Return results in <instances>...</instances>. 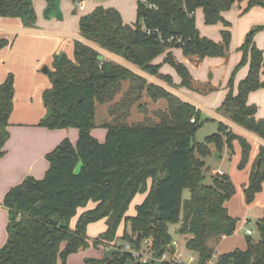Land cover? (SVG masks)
<instances>
[{
	"label": "trees",
	"instance_id": "1",
	"mask_svg": "<svg viewBox=\"0 0 264 264\" xmlns=\"http://www.w3.org/2000/svg\"><path fill=\"white\" fill-rule=\"evenodd\" d=\"M47 1L50 9L57 3ZM236 1H247L245 11L257 5L264 7V0H138L137 19L128 24L116 8L97 6L80 17V35L173 83L169 75L159 72L160 64L153 62L166 52L164 62L175 68L182 86L192 89L194 79L188 67L174 57L172 50L181 48L185 56L199 59L227 56L230 30L221 31L220 42L202 36L195 12L203 9L207 25L222 22L228 27L230 22L223 12ZM0 16L19 17L27 27H34L37 21L33 0H0ZM259 29L264 26L251 30L239 47L243 56L236 70L248 65V74L239 81L237 93L233 92L234 77L230 78V91L219 110L264 139V119L257 118V106L248 103L249 94L264 87V52L254 39ZM8 44L7 38L0 37V51ZM100 56L82 40L75 41L74 59L65 53L55 56L53 69L48 71L51 87L43 92L44 105L53 113L40 124L50 129L76 128L78 139L74 144L65 138L46 155L49 167L43 178L28 176L6 193L2 204L9 213L8 238L0 248V264H67L69 255L89 247L88 224L101 219H106L108 228L94 239V244L101 238L115 240L124 222L122 240L136 251L146 245L144 250L156 259L142 262L121 246L122 249H110L102 259L87 260L89 264H174L172 258H161L171 250L174 240L169 225L177 223V233L187 237L185 248L196 256L195 264H208L214 255L210 239L232 235L237 219L226 207L235 194V185L225 173L216 174L211 184H204V158L211 153V143L220 151L224 142L231 147L238 139L242 146L239 167L243 168L249 159L250 143L221 122L216 133L196 143L194 135L203 120L194 105ZM124 81H130L131 86L111 112L127 108V104L129 107L144 90L153 100L166 99L168 110L157 111L160 120L153 124H130L116 116L107 125L105 141L100 142L92 133L96 105L112 101ZM14 96V77L10 74L0 81V158L10 137ZM193 116L195 122L191 121ZM258 159L259 170L256 163L244 189L247 203L262 190L264 146ZM149 179L152 183L148 190ZM186 189L190 191L188 198L183 197ZM147 190L145 199L136 206V214L127 216L133 198ZM89 202L96 206L80 214L73 228L72 219ZM258 222V242L249 237L246 250L220 254L215 264H264V217Z\"/></svg>",
	"mask_w": 264,
	"mask_h": 264
},
{
	"label": "crops",
	"instance_id": "2",
	"mask_svg": "<svg viewBox=\"0 0 264 264\" xmlns=\"http://www.w3.org/2000/svg\"><path fill=\"white\" fill-rule=\"evenodd\" d=\"M78 1L80 5L73 0H57L55 7L50 9L48 8L47 0H33V5L37 14V21L34 27L25 26L24 22L19 17L0 16V37L9 40V44L0 51V81H5L11 74L14 77L15 85L14 109L9 119L8 126L10 137L5 146L6 152L4 156L0 158V248L6 243L8 238L7 224L9 213L7 207L2 204L8 190L21 183L28 176L37 179L43 178L49 167L46 155L56 148L63 139L69 138L74 144L78 139V130L76 128L68 127L50 129L40 124V122L45 119L47 113V108L43 102V92L51 87L48 71L53 69V62L56 55L65 53L68 57L74 59V46L76 40H82L89 46L98 50L102 54V58L113 60L127 67L134 73L145 78L147 82L156 84L176 95L183 101L191 103L200 111L201 117H204V113H207V119H210L212 122H217L218 125L221 122L235 134L246 138L251 145V149L249 159L242 170L238 168V164L241 160L240 158H242V146L238 139L233 140V143L240 145V149H236L235 156L232 158L229 174L234 185H237L238 187L248 185L254 164L258 162L260 148L264 146V139L262 137L235 123L218 109L230 91L228 80L231 73L233 72L234 67H236L242 59L243 55L239 50V47L244 42L245 35L254 23H264V7L257 5L252 7L248 12L243 13L242 11L246 8L247 1L235 2L231 9L223 12L225 19L230 22L228 27L222 22L212 25H207L204 22L205 26L201 28L197 24L198 21H196L200 34L217 42L222 40L221 31L223 29L228 28L230 30V57H206L204 59H199L197 56H185L181 48H174L172 50L174 57L188 67L189 71L193 74L194 79L203 83L200 88L206 86L209 87L208 84L213 87V90L212 87L211 90L214 91L212 92L214 93V101L210 104L202 105L199 101L202 99L201 96L204 95H199L195 91L189 90L190 88L180 85L181 77L178 75L175 68L169 63L164 62L166 52L155 58L153 62L160 64L159 72L164 75H169L173 83H168L157 75L149 74L138 66L81 37L79 21L82 15L92 12L97 6H103L105 8L116 6L117 10L123 17L124 22L133 24L137 19V1L136 3H133L134 5H132L131 9L128 7V4L122 7L115 3L102 4L101 2L103 0ZM199 11L202 12L201 18L202 21H204L202 8L196 10L195 16ZM236 26L239 29V35L237 38L235 35ZM258 36L261 38H258ZM257 38L261 41L259 42L258 40V42H255L264 50L263 32L262 34H258ZM167 64L174 69L178 77L174 75L173 71ZM248 70V65L243 66L239 70L235 78V84H238L240 80L246 77ZM206 74H209V76H205ZM220 82H222V85L219 84ZM218 84L220 88H216V90L215 87ZM130 86V81H124L121 91L115 97L119 96L120 99L121 97L123 98ZM209 90L210 89L208 88L207 91H201L207 93ZM237 90L238 87L235 90L233 85V92L237 93ZM144 95L146 102H150L153 105H156L157 102L164 99L159 98L153 100L147 95L146 90H144L134 102L140 100ZM164 100L167 102L166 99ZM138 102V106H142L141 101ZM114 103L115 101H110L105 104L111 106ZM133 103L129 104V107L127 104V108L124 107L125 109L123 111H125L127 115L130 114V106ZM248 103L255 104L258 108L256 117L264 119V87L251 92L248 97ZM156 109L167 111L168 107L164 109ZM112 116L113 118L115 117L114 114H111L110 117ZM138 121L144 122L141 119ZM92 133L94 135V129L92 130ZM101 134H104L102 136L104 137L103 140L101 137L98 138L95 135L94 136L100 142H104L107 131ZM223 151H216L215 157L217 159L221 158ZM219 171H221L222 174L225 173L221 169ZM151 183L152 180L149 179L148 190L151 187ZM148 190L135 196L127 216H134L136 214V206L145 199ZM233 196L226 202V207L231 216L233 215L231 214L229 203ZM253 203L255 204L254 208L264 209V190L262 193L258 192L255 195V199L251 204ZM95 206L96 203L89 202L86 207L79 208L77 215L71 221V226L74 228L80 214L88 209L94 208ZM248 224H250L248 218H243L242 221L237 220L236 230L232 235L222 234L212 237L209 241V246L213 250V256L217 257L224 253L218 251L232 249L236 242L232 240V238H234L233 235L239 229H242ZM124 227L125 224L122 222L117 230L115 240L108 241L101 238L97 244H94L93 240L96 237L101 236L108 228L106 219H101L89 224L88 249H81L78 252L69 255L67 258V264H86L85 258L90 256L94 258L96 256V259H102L105 254V251L102 248L106 247L109 251L116 246H123L126 242L121 238L124 232ZM247 230L248 229H246V233ZM181 236H179V238L178 236H174L173 243L170 246L171 250L169 249V251L165 253L167 256L166 259L175 258L179 254V251H181L184 256L187 253L186 251L188 250L185 249V241L187 237L184 235ZM180 241H184L183 246H180ZM97 251L99 254H95ZM170 251H172V254H170ZM142 255L145 254L142 253ZM191 258H194V260L196 259L194 253L190 255L188 260L185 259L183 264H189ZM59 264H63L62 261H59Z\"/></svg>",
	"mask_w": 264,
	"mask_h": 264
},
{
	"label": "rangeland",
	"instance_id": "3",
	"mask_svg": "<svg viewBox=\"0 0 264 264\" xmlns=\"http://www.w3.org/2000/svg\"><path fill=\"white\" fill-rule=\"evenodd\" d=\"M81 1H83V0H81ZM111 1H113V2H111ZM136 1H138V0H103L101 3L102 4L115 3V4H119L121 7L122 6H126L128 4V7H130V9H131L132 5H134L133 3L134 2L136 3ZM236 2L238 3V1H236ZM114 8L117 9L116 6ZM249 10H251V8L248 9V10H246V11H245V9H243L242 12L243 13H246ZM201 15H202V12L199 11L197 13V15L195 16V18H196V21H198L197 24L202 28L203 26H205V24H204V21H202ZM261 26H264V23H261V22L254 23L249 28V31L247 32V34L251 30L256 29L258 27H261ZM262 32H263V35H264V29H259L257 31V33L255 34L256 38H254L255 41H257V42H258V40H259V42L261 41L260 39H258V38H261V37H259L260 35L258 36V38H257V35L260 34V33L262 34ZM235 35H236V38L239 35V29L237 28V26H236V34ZM246 35H245V37H246ZM236 38H234V39H236ZM256 45H257V43H256ZM260 49H262V48H260ZM229 54H231V45H230V50H229L227 56H229ZM242 55H243V53H242ZM168 67H170V69L173 71L174 75L176 77H178V75L175 73L174 69L170 65H168ZM242 67L243 66H241L237 70H236V67H234L233 72L231 73V76H230V78L232 76L234 77L233 85H234V89L235 90L238 87V84L237 83L235 84V78H236L239 70ZM190 73H191V71H190ZM191 75L193 77V74L192 73H191ZM205 76H209V74H206ZM230 78H229V80H230ZM193 79H194V77H193ZM219 84L222 85V82H220ZM219 84L215 87V89L216 88L217 89L220 88ZM180 85H181V83H180ZM201 85H203L202 82L197 81V80L194 79V86H193L192 89L190 88L189 90H193L196 93H198L199 95H201V94L204 95V96H201L202 99H201V101H199L202 105H206V104L212 103V101H214V93H212V92H214V91H212L213 90V87L208 84L209 87L206 86V87L200 88ZM211 87H212V90H211ZM208 88L210 90L207 93H203L201 91V90L207 91ZM112 101H115V103L113 105H111V106H109L108 104H105V103H103V104L97 103V105H96V116H95V124H96V126L94 128V135L96 137H98V138L101 137L102 140L104 139V137H102L104 134L102 135L101 133H105V131H107V125L110 122H113L115 120V117L116 116L117 117L119 116L120 119L122 118L123 119L122 120L123 122L136 123V122H140L138 120L141 119L146 124H153V123L158 122L160 120V118H159V116L157 114V111H160V110H158L156 108H162V109H164V108L168 107V104H167V102L164 99L163 100H160L159 102H157L156 105H153L150 102H146V98H145V95H144L143 97H141L140 100L135 101L130 106V112H129L130 114L129 115L122 116V114H124L123 113V110L125 109L124 106L123 107H119L118 111H116L117 108L114 109V110L112 109L114 112H111V107L114 106L115 104L117 105V103L121 102L122 101V97H121V99L119 98V96L114 97V99ZM138 101H141L142 106H140V107L138 106V103H139ZM108 108H109V110H108ZM111 114H114L115 117L114 118H113V116L110 117ZM206 114L207 113H204V117H202L203 124L195 132L194 141L196 143L205 142L208 136H210L211 134H214V133H216L218 131V123L217 122H212L210 119H207ZM239 147H240L239 144L233 143V142H232V146L231 147H228L227 143L224 142V146L220 150L222 152L223 149H224V151L222 153V157L217 159L215 157V153H216V151H219V150L217 149V147H216V145L214 143H211L209 145V148L211 150V153L207 157L204 158V161H205V166L203 168V174H204L203 183L204 184H211L212 183V180H213V177L215 176V174L217 173V171H219L220 169L223 170L225 172V174H227V175L230 174L231 161H232V158L235 156L236 149H238V150L240 149ZM240 159H242V158H240ZM240 162H241V160H240ZM239 164H238V168L240 170H242L243 168L239 167ZM214 168H218V169H214ZM214 170H216V171H214ZM245 187H246V185L245 186L243 185V187H241V186L238 187L237 185H235L236 192H235L232 200L229 203V208H230L231 214L238 221H242L243 218H248V220H250V224H248L247 226L243 227L242 229H239L233 235L234 238H232V240L233 241H236V242H235L234 247H232V249H228V250L226 249V251H218V252L228 253V252L234 251L235 249L246 250L248 248V238L249 237H251L255 242H258L259 239H260V235H259L258 228H257V221H259L262 217H264V209L254 208L255 207V204L254 203L251 204L254 200L251 203H247L246 198H245V194H244ZM263 190L264 189H263V184H262V190L260 191V193H262ZM189 196H190V191L188 189H186L184 191V193H183V197L184 198H188ZM134 198H133V200H134ZM133 200L131 201V203L129 205V208L127 210V213L130 210V207H131V204H132ZM127 213H126V215H127ZM179 225H180V223L170 224L169 225V231L174 236H178V238H179V236H181V235L177 234V229H178ZM88 226H89V224H88ZM88 226H87V236H88ZM246 229H250L252 231V234L248 235L246 233ZM183 242L184 241H180V244H181L180 246H183ZM145 246L146 245H144V247L142 248V250H140L138 252L141 253V254L143 253L146 256H151V253L148 250H144ZM102 249L105 251V254L103 256V258H104V257H106L108 255V249L106 247H104ZM112 249H122V248H121V246H116V247H114ZM86 251H88V250H86ZM91 251H95V250H91ZM186 252L187 253L184 256V254L181 251H179V254L175 257V259L178 260V261L181 260L182 262L185 259L188 260L189 257H190V255H192L193 253L192 252H188V251H186ZM95 254H99L98 251ZM152 257H153V255H152ZM95 258H96V256H95ZM89 259H94V257H91V256L90 257H86L85 258V263L86 264H89L87 262V260H89ZM215 261L216 260L213 261L214 264H215ZM195 263H196V259L194 261H192V262L190 261L189 264H195Z\"/></svg>",
	"mask_w": 264,
	"mask_h": 264
},
{
	"label": "built area",
	"instance_id": "4",
	"mask_svg": "<svg viewBox=\"0 0 264 264\" xmlns=\"http://www.w3.org/2000/svg\"><path fill=\"white\" fill-rule=\"evenodd\" d=\"M143 1H145V0H143ZM77 4L80 5V3H77ZM191 121H192V122H195V118L193 117V118L191 119ZM217 174H222V173H221V171H217ZM247 234H248V235L252 234V231H251L250 229H248V230H247ZM123 250H125V251L131 253V255H132L134 258L139 259V260H141L142 262H147V261H150V260L156 259L155 257L142 255V254L139 253L138 251L134 250V249L131 247V245H130L129 242H125V243H124V245H123ZM166 258H167V256L164 254L163 257L161 258V260H162V259H166ZM216 259H217V257H214V256H213V258L209 261L208 264H214L213 261L216 260ZM172 260H173V263H174V264H179V263H180V264H183V262H182L181 260L178 261V260H176L175 258H172ZM190 261H191V262L194 261V258H191Z\"/></svg>",
	"mask_w": 264,
	"mask_h": 264
},
{
	"label": "water",
	"instance_id": "5",
	"mask_svg": "<svg viewBox=\"0 0 264 264\" xmlns=\"http://www.w3.org/2000/svg\"><path fill=\"white\" fill-rule=\"evenodd\" d=\"M100 59L102 58V56L99 57ZM53 111L52 109H48L47 110V114L45 116V119L49 118L51 115H52ZM259 165H260V159H258V162H257V170H259ZM259 222H257L258 224Z\"/></svg>",
	"mask_w": 264,
	"mask_h": 264
}]
</instances>
